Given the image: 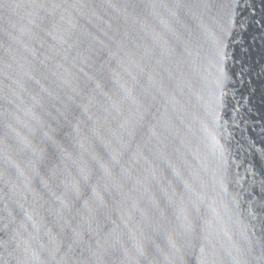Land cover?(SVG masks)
<instances>
[{
    "label": "water",
    "instance_id": "1",
    "mask_svg": "<svg viewBox=\"0 0 264 264\" xmlns=\"http://www.w3.org/2000/svg\"><path fill=\"white\" fill-rule=\"evenodd\" d=\"M0 264H264V0H0Z\"/></svg>",
    "mask_w": 264,
    "mask_h": 264
}]
</instances>
